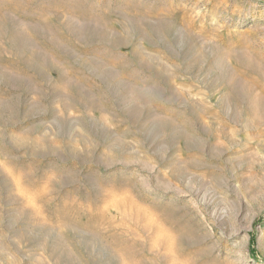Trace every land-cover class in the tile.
Here are the masks:
<instances>
[{"label":"rangeland","instance_id":"374dc122","mask_svg":"<svg viewBox=\"0 0 264 264\" xmlns=\"http://www.w3.org/2000/svg\"><path fill=\"white\" fill-rule=\"evenodd\" d=\"M0 264H264V0H0Z\"/></svg>","mask_w":264,"mask_h":264}]
</instances>
